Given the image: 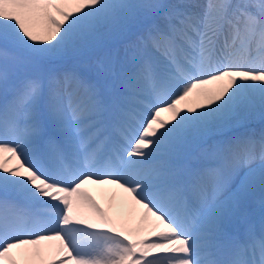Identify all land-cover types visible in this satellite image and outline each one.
<instances>
[{"label": "snow or ice", "instance_id": "snow-or-ice-1", "mask_svg": "<svg viewBox=\"0 0 264 264\" xmlns=\"http://www.w3.org/2000/svg\"><path fill=\"white\" fill-rule=\"evenodd\" d=\"M257 111L264 0H0V264H264Z\"/></svg>", "mask_w": 264, "mask_h": 264}, {"label": "bare ground", "instance_id": "bare-ground-1", "mask_svg": "<svg viewBox=\"0 0 264 264\" xmlns=\"http://www.w3.org/2000/svg\"><path fill=\"white\" fill-rule=\"evenodd\" d=\"M110 38H113L114 42L116 43L115 47L108 46ZM127 41L121 42L120 36L109 37L105 40L104 48L122 50L123 44L126 43ZM102 55H103V49L97 50L94 53H85L83 58L88 59L90 61H94L95 59L99 58ZM75 59H81V57H77ZM162 116L165 119L168 118L167 114H162ZM245 135H254L257 139H259L261 135H264V116H261L259 111H257L255 115L244 119L240 124L234 125L231 128L225 130L224 132H215V131L212 132L207 137L206 142L202 146L209 147L220 140L230 139L236 136H245ZM253 166L255 167L256 165ZM90 191L91 194L97 199V202L100 203L103 208L108 210L109 197L111 193L107 189L95 188V187L90 188ZM261 198H262V193L260 189L257 188L254 193V199L248 204V210L257 220L262 215H264V209H262L260 206Z\"/></svg>", "mask_w": 264, "mask_h": 264}, {"label": "rangeland", "instance_id": "rangeland-1", "mask_svg": "<svg viewBox=\"0 0 264 264\" xmlns=\"http://www.w3.org/2000/svg\"><path fill=\"white\" fill-rule=\"evenodd\" d=\"M111 45V44H110Z\"/></svg>", "mask_w": 264, "mask_h": 264}]
</instances>
